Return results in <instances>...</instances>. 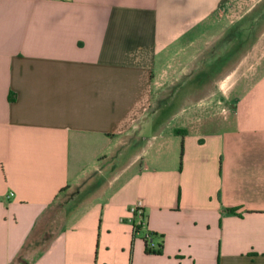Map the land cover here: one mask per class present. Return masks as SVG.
I'll return each instance as SVG.
<instances>
[{
	"label": "crops",
	"instance_id": "crops-1",
	"mask_svg": "<svg viewBox=\"0 0 264 264\" xmlns=\"http://www.w3.org/2000/svg\"><path fill=\"white\" fill-rule=\"evenodd\" d=\"M262 27L264 0H0V264H264Z\"/></svg>",
	"mask_w": 264,
	"mask_h": 264
},
{
	"label": "rangeland",
	"instance_id": "rangeland-1",
	"mask_svg": "<svg viewBox=\"0 0 264 264\" xmlns=\"http://www.w3.org/2000/svg\"><path fill=\"white\" fill-rule=\"evenodd\" d=\"M218 14L221 16L224 15V17L227 18L226 17L227 12L224 11V9L222 8L218 11ZM262 31H264V27L259 29V33H261ZM262 54H264V47L258 49L259 57H261L260 55ZM61 227H62L61 211H58L57 209L49 210L47 212L46 218L42 222L39 223L38 236H34L32 241L29 242L27 246V248H29L28 250L32 251V248H31L33 247L32 243L39 242L36 248L37 250L31 252L33 253L32 254L33 257L47 246V244L54 237V235L61 229ZM142 237H145V235L142 234Z\"/></svg>",
	"mask_w": 264,
	"mask_h": 264
},
{
	"label": "built area",
	"instance_id": "built-area-1",
	"mask_svg": "<svg viewBox=\"0 0 264 264\" xmlns=\"http://www.w3.org/2000/svg\"><path fill=\"white\" fill-rule=\"evenodd\" d=\"M13 196V193L7 196V198H11ZM131 220L130 222L135 225V227H140L143 230V233L145 235V238L150 240L149 234L150 232H147L146 230V220H145V213H144V205L141 201H139L136 205H134L131 210ZM145 231V232H144Z\"/></svg>",
	"mask_w": 264,
	"mask_h": 264
},
{
	"label": "trees",
	"instance_id": "trees-1",
	"mask_svg": "<svg viewBox=\"0 0 264 264\" xmlns=\"http://www.w3.org/2000/svg\"><path fill=\"white\" fill-rule=\"evenodd\" d=\"M229 214H236V211L235 210H229L228 211ZM142 235L144 234L143 233V230L142 228L140 227H135L134 225V232H133V242H134V239L136 238L137 235ZM157 235L153 234V233H150L149 234V237H150V240H148L147 238L144 237V240L146 242V253L147 254H163V250H164V244H163V241L159 244L158 246V249L157 250H154L151 248V245L153 243V240L156 238ZM133 245V243H132Z\"/></svg>",
	"mask_w": 264,
	"mask_h": 264
}]
</instances>
